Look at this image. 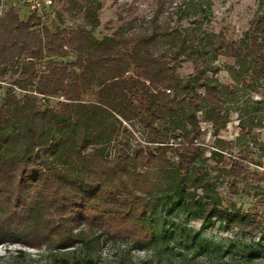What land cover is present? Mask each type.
I'll use <instances>...</instances> for the list:
<instances>
[{"label": "trees", "instance_id": "trees-1", "mask_svg": "<svg viewBox=\"0 0 264 264\" xmlns=\"http://www.w3.org/2000/svg\"><path fill=\"white\" fill-rule=\"evenodd\" d=\"M99 6L98 1L86 6L94 25L98 17L92 9ZM144 23V36L131 39L114 35L96 40L82 30H49L43 45L46 52L52 53L53 40L61 34L63 55L66 46L78 54L76 60L62 62L43 75L48 90L36 91L66 100L55 106H44L27 94L20 98L7 94L0 100V243L5 240L31 247L50 243L60 251H70L78 245L98 246L105 235L114 243L131 237L135 246L142 248L160 239V231L148 221L156 213H182L201 220L204 227L220 222L223 228L238 227L250 234L259 230L256 214L209 202L207 192L196 193L205 179L197 164L198 129L187 130L174 119L183 106L177 99L189 92L198 94L196 88L205 85L199 81L207 79L203 76L209 61L202 50L210 48L216 57L228 55L238 61L250 54L249 70L264 76V13L240 41L208 31L192 32L191 38L183 39L177 28L159 35L155 16ZM15 24L9 27L7 43L18 37L13 35H18L23 25ZM22 29L30 31L28 26ZM159 36L170 39L169 60L152 52ZM179 54L196 63L194 75H176ZM26 65L33 66L34 61ZM89 90L94 91V101H82V94ZM206 92L209 97L205 101L215 103L219 89L213 86ZM108 118L120 123L121 119L130 123L137 119L143 127L142 138L158 146L126 149L117 144L111 156L106 149L117 140ZM176 136L184 139L177 146V161L155 162L154 152H167L169 140ZM150 164L160 173L154 192L142 189L138 172L140 166ZM227 165L231 176L241 180L252 177L264 185L263 174L235 160ZM85 260L92 263L90 256Z\"/></svg>", "mask_w": 264, "mask_h": 264}, {"label": "rangeland", "instance_id": "rangeland-1", "mask_svg": "<svg viewBox=\"0 0 264 264\" xmlns=\"http://www.w3.org/2000/svg\"><path fill=\"white\" fill-rule=\"evenodd\" d=\"M97 1L99 8L92 9L98 17L94 25L92 12L87 11L86 6ZM97 1L0 0V100L7 94L18 98L27 94L36 97L44 106H55L59 100H66L63 96L36 91L37 88L48 90L43 75L54 66H61L62 62L76 60L78 54L74 48L66 46L67 54L63 55L65 40L61 34L53 40L52 53L46 52L43 45L49 30L57 32L60 29L69 33L82 30L96 40L114 35L126 39L142 38L144 22L155 16L160 25L159 35L163 30L171 32L172 28H177L183 39L191 38L192 32L199 35L208 31L221 34L227 40L240 41L257 17L264 13V0ZM19 22L23 23L22 27L28 26L30 31H23L20 27L18 35H13L18 39H10L7 43L9 27ZM168 42L170 39L163 40L159 36L152 48L153 54L169 60L172 53L168 51ZM201 53L209 61L203 76L207 79L199 81L205 85L196 88L198 94L189 92L177 99L183 106L174 119L187 130L198 129L195 136L200 147L197 164L204 170L205 179L200 182L202 187L196 193L207 192L209 202L219 201L223 205H234L242 212L256 214L261 224L259 230L250 234L238 227L223 228L220 222L204 227L201 220L189 219L182 213H156L148 221L158 228L160 239L146 247L135 246L131 237L114 243L105 235L98 246L93 244L85 248L78 245L70 251H60L50 243L31 247L4 240L0 243V264H74L77 260L81 261L79 264H86L85 259L89 256L91 264H264V185L252 177L241 180L231 176L227 165L230 160H235L264 175V76L252 74L249 70L250 54L238 61L228 55L216 57L210 48ZM29 54L37 57L33 59ZM177 58L180 60L177 76L196 73V63L190 57L179 54ZM29 60L34 61L33 66L26 65ZM213 86L220 93L215 103L210 104L205 101L209 97L206 89ZM94 96V91L89 90L81 99L94 101ZM201 98L204 99L201 104L197 103ZM107 121L115 128L117 140L106 149L112 152L111 156L117 144L126 149L139 145L141 148L158 146L142 138L143 127L137 119L132 123L123 119L122 123L115 122L113 118ZM183 141L181 136L173 137L169 140L167 152H154L156 157L153 160L176 162L177 146ZM146 153L145 150L141 154ZM151 168L152 164L140 166L138 172L142 189L154 192L160 173ZM190 179L194 180L193 175ZM190 190L194 192V187Z\"/></svg>", "mask_w": 264, "mask_h": 264}]
</instances>
